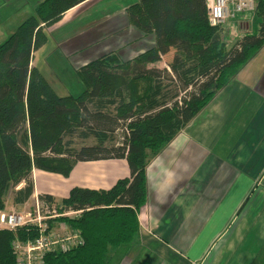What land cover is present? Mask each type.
Segmentation results:
<instances>
[{
	"label": "trees",
	"instance_id": "1",
	"mask_svg": "<svg viewBox=\"0 0 264 264\" xmlns=\"http://www.w3.org/2000/svg\"><path fill=\"white\" fill-rule=\"evenodd\" d=\"M83 1H40L0 43V212L11 188L13 203L29 200L33 168L68 176L77 161L125 158L130 170L109 189L74 186L59 202L38 196L59 211L79 210L56 220L81 236L75 247L46 252L43 264H108L110 248L131 243L148 161L264 44V0H254L250 33L231 45L224 25L210 23L207 0H136L127 7L129 23L153 33L155 44L129 60L113 50L89 60L75 70L82 91L60 95L31 65L32 53L46 41L44 26ZM176 44L183 48L167 66H150ZM74 139L89 141L74 146ZM37 234L34 225L0 229V264H16L13 241Z\"/></svg>",
	"mask_w": 264,
	"mask_h": 264
},
{
	"label": "crops",
	"instance_id": "2",
	"mask_svg": "<svg viewBox=\"0 0 264 264\" xmlns=\"http://www.w3.org/2000/svg\"><path fill=\"white\" fill-rule=\"evenodd\" d=\"M40 1L0 0V43ZM135 1L85 0L66 10L44 26L46 41L33 51L31 65L51 82V57L73 79L80 65L105 52L123 60L144 52L155 36L129 23L127 7ZM250 16L231 20L235 39L250 33ZM182 48L172 45L150 66H167ZM129 175L125 158L77 161L68 176L33 168V192L23 204L41 194L59 202L74 186L109 189ZM145 175L137 234L109 249L108 264H254L264 246V44L148 161ZM13 206L9 197L5 209Z\"/></svg>",
	"mask_w": 264,
	"mask_h": 264
},
{
	"label": "built area",
	"instance_id": "3",
	"mask_svg": "<svg viewBox=\"0 0 264 264\" xmlns=\"http://www.w3.org/2000/svg\"><path fill=\"white\" fill-rule=\"evenodd\" d=\"M253 3L254 0H207L209 21L213 25L221 24L229 16L254 8ZM33 204L34 207L31 208L25 205L27 208L23 212H0V229L15 230L24 225H34L38 230L34 239L13 241L16 264H43L46 252L65 250L81 243L79 230H71L63 222L56 220L60 216H76L79 210L59 211L55 206L49 207L38 199ZM53 223H57V228Z\"/></svg>",
	"mask_w": 264,
	"mask_h": 264
},
{
	"label": "rangeland",
	"instance_id": "4",
	"mask_svg": "<svg viewBox=\"0 0 264 264\" xmlns=\"http://www.w3.org/2000/svg\"><path fill=\"white\" fill-rule=\"evenodd\" d=\"M254 8L250 9V10H247V11H244L241 14H245L247 12H251L252 13V10ZM239 14H234L233 16H229L228 19L226 21H224L223 24L224 25V28H226V31L224 33V39H225V42L228 44V45H231L235 39V36H236V32L231 28L233 27L232 26V23H231V20H235L236 17H239L240 16ZM0 27L3 26L2 24V21H0ZM227 22V24H226ZM5 26V25H4ZM227 26V27H225ZM236 40V39H235ZM54 58L55 57H51L49 62L52 63L51 66L54 68L55 71H53L52 69V74L49 75L50 79H51V82L55 84V87H56V92L60 95H63V94H67V93H72V94H78L82 91L83 89V84L81 83L80 79L78 78L77 74L76 73H73V79L70 78L71 74L69 73V67L67 69V66H63V65H59L57 64V62H54ZM58 66H61V67H58ZM56 68V69H55ZM69 76V79L66 77V76ZM46 76V75H45ZM52 84V85H54ZM58 84L60 87H64V88H59ZM83 140H80V139H74V146H79V144L82 142ZM89 141V140H88ZM86 140H84L83 142H88ZM12 192H13V189H9L8 191V194H7V198L11 197L12 196ZM38 199V198H37ZM32 202V203H31ZM34 201L30 200V203L26 206L28 207H34ZM57 202H55L56 204ZM27 208V207H26ZM25 208V205L24 204H17V206H13L11 209L8 207L7 209H4L3 212L4 213H7V212H10V211H18V212H23L24 210H26ZM54 224V227H55V224L57 223H53ZM59 226V225H58ZM57 228V225L56 227ZM60 232L62 230H59ZM259 243V242H257ZM264 254V246H262L261 248V251L259 252L257 258L255 259V262L254 264H260V259H262V256Z\"/></svg>",
	"mask_w": 264,
	"mask_h": 264
}]
</instances>
